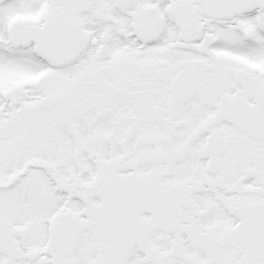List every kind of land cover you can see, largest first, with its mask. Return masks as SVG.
Masks as SVG:
<instances>
[{
	"label": "snow or ice",
	"instance_id": "1",
	"mask_svg": "<svg viewBox=\"0 0 264 264\" xmlns=\"http://www.w3.org/2000/svg\"><path fill=\"white\" fill-rule=\"evenodd\" d=\"M0 264H264V0H0Z\"/></svg>",
	"mask_w": 264,
	"mask_h": 264
}]
</instances>
